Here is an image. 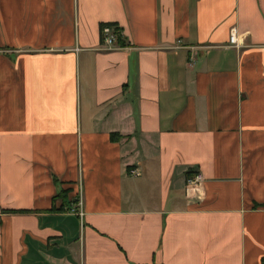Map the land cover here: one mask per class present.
I'll list each match as a JSON object with an SVG mask.
<instances>
[{
  "label": "crops",
  "instance_id": "crops-1",
  "mask_svg": "<svg viewBox=\"0 0 264 264\" xmlns=\"http://www.w3.org/2000/svg\"><path fill=\"white\" fill-rule=\"evenodd\" d=\"M0 264H264V0H0Z\"/></svg>",
  "mask_w": 264,
  "mask_h": 264
},
{
  "label": "built area",
  "instance_id": "built-area-1",
  "mask_svg": "<svg viewBox=\"0 0 264 264\" xmlns=\"http://www.w3.org/2000/svg\"><path fill=\"white\" fill-rule=\"evenodd\" d=\"M112 33H113V31H110L109 29H104V31L102 33L103 34V41L105 42L106 45H108V47H111L114 44V40L116 39V36L115 35L113 36ZM229 43H230V45H232L234 47H239L238 39H237V33L235 30H233L231 32ZM203 181H204V177L201 174H197L194 177V179L189 181V184L191 186H198Z\"/></svg>",
  "mask_w": 264,
  "mask_h": 264
},
{
  "label": "trees",
  "instance_id": "trees-1",
  "mask_svg": "<svg viewBox=\"0 0 264 264\" xmlns=\"http://www.w3.org/2000/svg\"><path fill=\"white\" fill-rule=\"evenodd\" d=\"M106 26L113 29V33L116 35V39H117L116 42L120 43V41L122 40L121 39L122 36H121V30L118 28V26L117 25L106 24V25H101V29L103 27H106ZM101 41H102V36H101ZM116 136L115 135H112L111 136V140L114 141V142L115 141H119L121 137L120 136H117V138H116Z\"/></svg>",
  "mask_w": 264,
  "mask_h": 264
},
{
  "label": "rangeland",
  "instance_id": "rangeland-1",
  "mask_svg": "<svg viewBox=\"0 0 264 264\" xmlns=\"http://www.w3.org/2000/svg\"><path fill=\"white\" fill-rule=\"evenodd\" d=\"M104 29H109L110 31H113V29L112 28H110V27H103L101 30H100V33H101V36H102V41H101V46H102V48L103 49H107L108 48V45H106L105 44V42L103 41V31H104ZM112 35L114 36L115 34H113L112 33ZM116 36V35H115ZM116 41H117V39H115L114 40V44L110 47V48H118L117 46H116ZM230 44V43H229ZM239 45V44H238Z\"/></svg>",
  "mask_w": 264,
  "mask_h": 264
}]
</instances>
